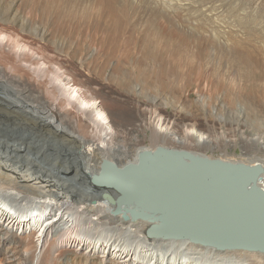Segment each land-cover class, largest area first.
Masks as SVG:
<instances>
[{"label":"bare ground","instance_id":"6f19581e","mask_svg":"<svg viewBox=\"0 0 264 264\" xmlns=\"http://www.w3.org/2000/svg\"><path fill=\"white\" fill-rule=\"evenodd\" d=\"M40 1H43V8L41 9L39 8ZM94 1V4L92 1L91 4L95 8H93L95 13H92L93 15L90 17H85V15L87 16L85 13L82 18H77L78 15L74 14L73 9L83 2L81 0H67L73 9L66 8V5L60 0H0V120H14L23 116L18 111L9 109L13 105V97L19 98L21 101H25V99L39 100L41 104L38 107L43 115L29 112H25V115L29 113L33 119L39 121L41 126L49 125L51 128L58 129L63 135L62 137L74 143V148L82 157L79 167L87 174L84 178L89 183L88 190H73L68 180L69 177L76 175V168L71 167L74 164L68 166L60 161L57 165L58 171L61 172L62 168L67 172L70 170L71 174L54 175L47 172V169L40 167L39 164L35 169L32 161L27 163L17 161L20 168L23 169L21 174L17 173V166H13L8 171L0 165V242L2 246L7 248L8 245L19 244V241L16 242V237H18L16 233L19 232V240L28 239L34 243L33 251L30 252L29 248H25L26 246L22 251L29 253V256L25 258L27 260L30 258V264H41L44 254L46 259L53 260L61 248L68 250L67 252L72 250L77 255H82L86 261L87 258L95 256L99 258V264H106L109 259L111 261L116 259L120 264L262 263L264 252L260 251L219 250L191 242L188 239L149 236L146 233L147 229L152 224L158 223V220L150 222L142 219H124L121 213L113 214L112 210L115 205L104 200L102 194L107 192L116 198L120 192L111 186L91 183L92 176L100 172L103 160L111 161L122 167L128 163H136L140 151L146 148L153 149L157 145L183 148L204 154V148L220 146V138L224 135L223 132H214V134L205 132L198 128L197 122L192 121V117V120L188 119L190 121L177 122L175 117L162 115L158 108H149L137 113L132 112L129 115L122 111L110 112L105 108L103 102H96L93 97L86 96L81 88L71 82V78L62 69V63L57 54H52L53 57L50 61L46 60L45 50L39 44L42 41H47L49 32L58 35L66 32L68 37L75 33L77 43L80 45L81 41L85 39H88L89 43L98 44L97 51L99 56L103 57V61H99L98 58L100 57L95 56L93 63L96 64V67L102 68L108 60L115 59L116 67L113 68L112 73L121 70L124 65H131L133 76H139L143 85H146L147 74L143 71L142 61L147 56L143 55V50H139V48V51L133 50L134 48L129 44V46L126 45L125 40L122 41L125 45L123 44L118 48H114L115 45L113 44V46L108 45L109 42H112V38L120 35L119 30L123 27L126 28L127 38L133 39L132 44L138 43L137 36L133 32V26H129L132 23L128 22V24L125 19L124 10H126L129 0ZM148 1L157 3V1L166 0ZM168 2L169 0L166 3ZM87 3L90 6V0ZM82 7L86 6L82 5ZM88 7L84 9L86 12H91V10L87 11ZM76 8L75 10H77ZM155 9L157 10V8ZM46 13H52L54 18L51 16V22L49 19L47 20L49 15L47 16ZM159 14L160 11L157 10L156 15L159 16ZM35 19L39 20L40 24L36 23ZM172 22L171 17H166L163 20L158 17L154 20V26L160 30L164 28L169 35H165V37L169 41L173 38L175 43L170 50L177 56V58L172 56L174 78L180 81L190 78L196 83L203 80L206 84L207 80L213 79L210 78V75L217 74L215 80L212 81L215 84L224 83L220 79L223 73V67L220 64H209L208 61L206 64L200 63L205 53L207 59L210 57L207 49L200 41H197L195 45L197 51L193 49L191 54L190 49H188L186 51L189 53L187 52L185 59H181V54L184 53L185 49L179 50L177 48L179 47L178 40L179 38L186 39L180 31L175 29L176 27L173 28ZM13 23L15 27H13ZM50 26L51 29H49ZM55 36L57 37V35ZM79 44L74 48L72 58L81 50ZM58 47H63V44L58 45ZM150 57L159 65L163 64L160 54ZM261 74L264 75V70L261 71ZM165 75L167 74L162 73L161 78ZM137 76L134 78L139 79ZM114 78H118L116 74ZM132 78L129 77V80L126 79L122 82L127 84ZM198 83L197 85H199ZM202 88L200 86L199 90ZM133 90L142 93L145 89L140 86L139 88L133 86ZM46 96L49 97L46 98ZM147 97L150 106H153L154 98ZM8 105L11 106L8 107ZM218 125H221V122ZM234 127L240 131L239 123L236 122ZM147 129L151 132L150 144L152 145L150 146L142 144L138 134V132L145 134ZM253 139L257 143L261 142L257 136ZM252 144L255 143L252 142ZM11 149L14 150L15 147L12 146ZM5 154L3 153L2 156ZM259 160L254 158L250 161ZM66 167L71 169H66ZM23 171L27 173L24 174ZM27 174L32 176L31 180L34 182L30 184L25 182L28 180ZM116 177L108 171L103 180H116ZM121 179L122 177H119L116 181ZM127 181L128 179L125 183H121L124 186L130 185L131 180L126 184ZM134 181L139 182L140 179L136 178ZM42 187L46 189H40ZM99 187H101V191ZM17 205L25 208L15 207ZM134 206L135 203L132 202L124 204L122 208L124 210ZM99 226L104 227L103 232L96 230V227ZM215 228L210 226L208 228L209 233L216 234ZM3 236H5L4 239H2ZM7 237L12 239L9 240ZM213 251L216 254H213ZM90 259L92 260V258ZM252 260H255L256 263H251Z\"/></svg>","mask_w":264,"mask_h":264},{"label":"rangeland","instance_id":"374dc122","mask_svg":"<svg viewBox=\"0 0 264 264\" xmlns=\"http://www.w3.org/2000/svg\"><path fill=\"white\" fill-rule=\"evenodd\" d=\"M60 1H63L66 8L73 9L67 0ZM81 1L83 2L77 8L75 7L77 10L73 9L74 14L78 15L77 18H82L85 13H87L85 17L92 16L95 13L92 6L95 1L90 0L91 7L87 3L89 0ZM91 1L93 4H91ZM40 2L39 8L41 9L43 8V1ZM166 2L167 0L157 1V3L148 0H129V6L127 4L126 10H124L125 19L127 23H132L128 24L131 27L133 26V32L137 36L138 43L132 44L133 39L127 38L125 27L119 30V39L114 37L112 38L113 43H108V45H115L114 48H118L124 44L122 41L125 40L126 45L133 47V50H138V48L143 50V55L147 56L142 61L143 71L147 74L145 86L140 81L139 76L134 74L139 79L134 78L131 65H124L121 70L114 72L118 78H114L115 74L112 73L113 68L116 67L115 59L108 60L102 68L96 67L93 58L95 56L100 57L97 51L98 44L89 43L88 39H85L81 41L80 45L77 43L75 33L68 37L66 32L59 35L49 32L47 41H42L39 45L45 50L46 60L50 61L53 57L52 54H57L59 61L62 63V69L71 78V82L81 88L86 96L93 97L96 102H103L108 111L113 113L122 111L124 114L129 115L132 112L137 113L149 108H158L162 115L175 117L177 122H187L193 119L192 121L197 122L198 128L207 133H224L223 137L220 138V146L204 148V154L211 157L241 161L258 158L264 164V75L261 74V71L264 70V0H169L168 3ZM82 5L89 6L87 11L91 10V12H86V9H84L86 7H82ZM50 6L52 5L50 4ZM155 8L160 11L159 16L156 15L157 10ZM79 11L80 13H78ZM46 14L49 15L47 20L49 19V22H51L52 13ZM158 17H161L162 20L171 17L173 28L176 27L175 29L180 31L186 39L179 38L178 40L179 47L177 48L179 50L185 49L184 53L181 54V59H185L188 52L186 50L190 49L191 54L194 50L197 51L195 45L197 41H200L210 55L207 59L205 53L200 63L206 64L208 61L209 64H220L223 67L220 79L224 83L215 84L212 81L215 80L217 74L210 75V78L213 79L207 80L206 84L203 80L197 82L199 85L190 78L185 81L175 79L172 56H175L176 53L170 52L171 46L175 43L173 38L169 41L165 37V35H169L164 28L160 30L154 26V20ZM35 22L40 24L39 20L35 19ZM12 25L15 27L14 23ZM51 28L50 26L49 29ZM123 30L124 32H122ZM203 41L205 42L203 43ZM62 44L63 47H58ZM77 44L80 45L81 50L72 58L71 55ZM158 54L161 55L163 60L162 65L154 62L150 57ZM98 59L103 61V57ZM162 73L167 74L163 76L164 78L162 77L163 79L161 78ZM129 77H133L129 83L122 82L126 79L129 80ZM230 80L233 82L231 83ZM133 86H136V88L140 86L145 90L138 93V91L133 90ZM200 86L201 88L205 87L199 90ZM233 88L235 89L232 90ZM147 96L154 98L153 106H150ZM48 97L46 96V98ZM13 100V102L11 100L13 105H10L11 107L8 105L9 109L18 111L23 116L19 117L20 119L0 120V165L2 168L9 171L13 166H17V173L21 174L23 169L20 168L17 161L26 163L32 161L35 169L39 164L40 167L47 169V172L61 176L62 174L71 173L70 170L67 172L62 168L61 172L58 171L59 161L68 166L74 164L71 167L76 168V175L69 177L68 183L75 191L88 190L89 183L84 178L87 174L79 167L82 157L74 148V143L62 137L63 135L58 129L51 128L49 125L41 126L39 121L30 116L29 113L43 115L38 107L41 104L40 101L28 99L21 101L16 97H13ZM17 104L18 106H16ZM47 109L49 108L47 107ZM25 112L29 113L25 115ZM219 122H221V125H218ZM236 122L239 123L241 132L234 127ZM150 133L148 129L145 134L138 132L142 144L152 145L150 144ZM256 136L260 139V143L253 139ZM252 142L255 144H252ZM12 146L15 147L14 150L11 149ZM3 153L6 154L2 156ZM58 167L60 168V165ZM23 173L27 172L23 171ZM27 177L28 180L25 182L28 184L34 182L31 180L32 176L30 174H27ZM41 182L45 183L44 181ZM91 183H93L92 180ZM99 190H102L101 187H99ZM15 207L25 208L21 205ZM96 230L103 232L104 227H96ZM16 235L18 236L16 242L19 241V244L14 243L6 248L0 242V264H30V258L28 260L25 258L29 256V253L22 251L25 248H29L30 252L33 251L34 243L28 239L19 240V232ZM7 238L10 240L11 237ZM24 246L26 247L24 248ZM67 251L61 248L57 257L54 256L53 260L49 259L51 261L46 259L44 254L41 264H99V258L95 256H93L95 258L90 257L92 260L87 258L86 261L82 255H77L72 250ZM212 253L216 254L215 251ZM251 263H256V261L252 260ZM106 264L120 263L116 259H112V261L109 259ZM257 264H264V261Z\"/></svg>","mask_w":264,"mask_h":264},{"label":"water","instance_id":"95a60500","mask_svg":"<svg viewBox=\"0 0 264 264\" xmlns=\"http://www.w3.org/2000/svg\"><path fill=\"white\" fill-rule=\"evenodd\" d=\"M108 171L116 180L122 179L103 180ZM127 179L126 184L131 183L124 186L121 182ZM91 180L120 192L116 198L102 194L115 205L113 214L158 220L147 229L149 236L188 239L219 250L264 252V165L260 161L209 157L157 145L143 149L136 163L122 167L103 160ZM132 202L134 207L123 210L124 204ZM210 226L216 227V234L209 233Z\"/></svg>","mask_w":264,"mask_h":264}]
</instances>
